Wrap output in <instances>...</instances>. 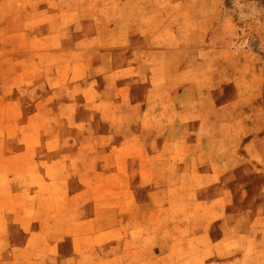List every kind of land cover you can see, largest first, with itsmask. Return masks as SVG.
Instances as JSON below:
<instances>
[{
  "label": "crops",
  "instance_id": "obj_1",
  "mask_svg": "<svg viewBox=\"0 0 264 264\" xmlns=\"http://www.w3.org/2000/svg\"><path fill=\"white\" fill-rule=\"evenodd\" d=\"M140 1L131 8L133 16L124 18L130 27L123 30V42L108 40L93 53L92 64L103 83L98 92L113 105V112L109 108L91 110L85 123L94 139L104 134L113 139L112 135L123 131L122 140L138 141L139 149H125L124 154L153 157L154 164L141 160L128 170L139 173L138 187L158 190L160 195L113 201L114 207L107 210L112 222L152 223L135 229L86 231L80 236L92 241L76 245L75 263L264 264V201L258 200L251 209L230 210L234 202L227 194V172H237L247 158L238 149L243 136L218 132L231 124L230 110L235 112V125L243 124V118L254 119L253 103L263 85L256 63L253 68V50L243 45L242 38L223 32L226 23L218 21L222 0ZM248 25L256 28L258 23ZM249 57L251 64L244 71L243 62ZM97 117L105 122V131L99 129ZM77 120L83 126V118ZM228 139L237 148H224ZM252 141L249 138L248 144ZM230 156L233 164L228 161ZM258 156L264 157V148ZM251 162L256 172H264V165ZM147 173L153 174L152 181H147ZM187 173L206 180L198 187L219 192L194 200L163 196V190L174 189L180 175ZM123 183L132 185L128 180ZM16 201L0 197V264H46L54 245L51 235L44 228H32L34 218L19 220L16 213L5 210ZM181 201L184 206L197 204L203 209L179 213L176 206ZM94 218L98 219L97 209ZM180 227L187 228L182 241ZM39 236L43 239H36ZM98 236L106 237L105 245H97Z\"/></svg>",
  "mask_w": 264,
  "mask_h": 264
},
{
  "label": "rangeland",
  "instance_id": "obj_2",
  "mask_svg": "<svg viewBox=\"0 0 264 264\" xmlns=\"http://www.w3.org/2000/svg\"><path fill=\"white\" fill-rule=\"evenodd\" d=\"M140 2L0 0V197L17 199L13 206L2 208L16 213L19 220L34 218L32 228H44L51 235L54 245L46 264H76L75 247L84 244L82 241H92L81 237L91 229H135L152 223L112 222L107 210L114 207L113 201L118 204L124 197L144 200L160 195L158 190L138 187L135 181L139 173L128 170V166H136L141 160L154 164V158L125 155V149H139L140 143L122 140L123 128L112 135L113 139L107 134L94 139L85 123L91 110L109 108L113 112V105L98 92L103 83L92 64L93 53L106 46L108 40L123 42V30L130 27L123 23L124 18H131V8ZM221 8L218 21L226 23L222 25L223 32L242 38L243 45L253 50V68L256 63L263 85L253 103L254 119L243 118V124L235 125V112L230 110L231 124L218 130L243 136L240 146L230 144L234 140L228 139L224 147L238 145L247 157L236 168L238 171H228L225 179L229 180L227 194L234 202L230 210L251 209L258 200L264 201V172H256L251 162L264 165V157L258 156L264 148V0H222ZM251 21H257L258 26L248 25ZM243 63L245 71V65L251 64L250 57ZM76 116L83 118V126ZM96 119L99 129L105 131V122ZM249 138L254 141L248 144ZM146 176L147 181H152L153 174ZM202 179L182 174L175 188L163 190L162 194L194 200L219 192L198 187L206 181ZM123 180L132 181L131 187ZM115 182H120L119 186ZM183 204L181 201L176 206L179 213L203 209L202 205ZM96 209L98 219L94 218ZM186 231L180 227V241ZM64 233L66 240H61ZM96 240L97 245H105L106 237L98 236Z\"/></svg>",
  "mask_w": 264,
  "mask_h": 264
},
{
  "label": "bare ground",
  "instance_id": "obj_3",
  "mask_svg": "<svg viewBox=\"0 0 264 264\" xmlns=\"http://www.w3.org/2000/svg\"><path fill=\"white\" fill-rule=\"evenodd\" d=\"M59 126V125H58Z\"/></svg>",
  "mask_w": 264,
  "mask_h": 264
}]
</instances>
